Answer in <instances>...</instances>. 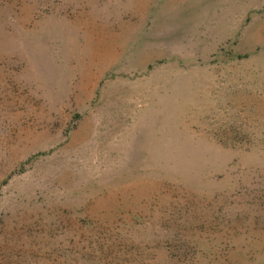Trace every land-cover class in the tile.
<instances>
[{"label":"rangeland","instance_id":"374dc122","mask_svg":"<svg viewBox=\"0 0 264 264\" xmlns=\"http://www.w3.org/2000/svg\"><path fill=\"white\" fill-rule=\"evenodd\" d=\"M0 264H264V0H0Z\"/></svg>","mask_w":264,"mask_h":264}]
</instances>
